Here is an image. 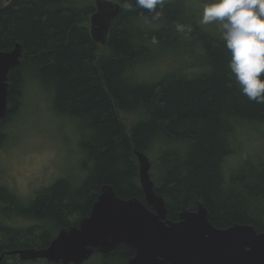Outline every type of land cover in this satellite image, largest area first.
Instances as JSON below:
<instances>
[{"label":"trees","instance_id":"obj_1","mask_svg":"<svg viewBox=\"0 0 264 264\" xmlns=\"http://www.w3.org/2000/svg\"><path fill=\"white\" fill-rule=\"evenodd\" d=\"M113 1L121 10L102 46L89 33L94 0H0V49L15 43L22 47L21 62L8 77L0 142L1 124L17 110L23 85L33 78L52 92L56 110L83 116L92 134L80 139V150L95 163L79 184L69 188L62 179L65 184L57 181L42 189L29 204L0 187V213L10 217L14 209L18 219L30 222L20 227L0 220V254L45 247L60 228L88 214L104 183L120 197L144 201L134 149L148 156L154 190L165 199L170 219L200 201L217 227H264L263 175L250 167L233 173L236 165H226L244 124L264 122V104L242 94L220 32L201 24L199 11L196 14L188 0H165L162 8L157 6L162 13L158 20L135 0ZM125 2L133 10H126ZM177 24L190 26L191 32H178ZM153 37L162 50L183 48L185 71L179 73L177 67L172 75L146 82L151 78L141 75L154 66L148 62ZM254 203L260 207L257 215L250 209ZM131 255L133 250L122 243L94 256L107 264ZM18 258L5 255L1 264H62Z\"/></svg>","mask_w":264,"mask_h":264},{"label":"water","instance_id":"obj_2","mask_svg":"<svg viewBox=\"0 0 264 264\" xmlns=\"http://www.w3.org/2000/svg\"><path fill=\"white\" fill-rule=\"evenodd\" d=\"M94 5L89 33L105 46L121 5L113 0H94ZM21 53L19 43L10 51L0 50V119L8 108V75ZM134 153L145 202L137 197L122 198L112 185L104 183L89 214L80 217L76 225L61 228L47 246L5 253L17 254L21 260L44 258L81 264L95 249L107 253L123 243L134 252L127 264H264V230L257 232L252 224L217 227L200 201L194 209L179 212L177 220L170 219L165 199L154 190L148 156L137 149Z\"/></svg>","mask_w":264,"mask_h":264},{"label":"rangeland","instance_id":"obj_3","mask_svg":"<svg viewBox=\"0 0 264 264\" xmlns=\"http://www.w3.org/2000/svg\"><path fill=\"white\" fill-rule=\"evenodd\" d=\"M188 1L195 12L199 11V14L197 12L196 14L201 18L203 6L209 0ZM207 26L221 34L218 23ZM195 46L198 47L197 42ZM170 51L172 50H162L156 44L153 46L154 53L148 62L154 66L152 65L147 74L141 75L151 78L146 79V82L172 75L177 67L181 68L179 73L185 71L183 64L185 57L183 52L181 53L183 48H174L173 52ZM156 60L158 62L155 64ZM175 61L180 65H174ZM32 79L28 78L23 85L17 110L1 124L4 135L0 142V187H5L8 192L27 204L35 200L42 189L55 182L63 181L65 184L62 179L69 183V188L74 187L89 174L95 164L93 158L80 150V139L92 134L90 126L84 125L83 116L71 114L64 109L56 110L52 92ZM125 119L127 122L131 121L132 115ZM242 128L241 135L238 134L236 151L228 156L226 165L228 167L231 165V168L236 165L238 171L233 173H241L240 169L246 170L250 167L264 177V122L246 123ZM83 161L86 163L83 164ZM8 197V194H3V200H8ZM259 208L257 204H252L250 209L253 215H257ZM8 210L11 211L10 208ZM13 211L14 209L10 217H7L8 212H2L5 216L0 213V220L7 225L20 227L30 223L18 219ZM118 260L107 264H123L125 261ZM87 264L103 263L97 256H92Z\"/></svg>","mask_w":264,"mask_h":264},{"label":"clouds","instance_id":"obj_4","mask_svg":"<svg viewBox=\"0 0 264 264\" xmlns=\"http://www.w3.org/2000/svg\"><path fill=\"white\" fill-rule=\"evenodd\" d=\"M165 0H135V5L153 13L158 20ZM126 10H133L125 2ZM200 23H218L221 38L230 52L228 67L243 95L257 104H264V0H209L202 10ZM176 30L191 32V27L177 24ZM152 43H157L155 37Z\"/></svg>","mask_w":264,"mask_h":264},{"label":"flooded vegetation","instance_id":"obj_5","mask_svg":"<svg viewBox=\"0 0 264 264\" xmlns=\"http://www.w3.org/2000/svg\"><path fill=\"white\" fill-rule=\"evenodd\" d=\"M14 45H15V44H14ZM14 45H13V47H14ZM13 47L10 48V49H8V50H3V51H10V50L13 49ZM0 50H2V49H0ZM21 58H22V53H21V56L19 57V63L21 62ZM19 63H18V64H19ZM9 73H10V72H9ZM8 77H9V75H8ZM8 83H9V81H8ZM8 94H9V85H8ZM8 103H9V97H8V95H7V106H8ZM3 118H4V117H3ZM3 118H2V119H3ZM2 119H0V121H1ZM107 184H108V183H107ZM115 193H116V192H115ZM116 194H117V193H116ZM122 198H123V197H122ZM129 198H130V197H129ZM144 202H145V200H144ZM89 211H90V210H89ZM88 214H89V212H88ZM88 214H87V215H88ZM84 216H85V215H84ZM81 217H82V216H81ZM79 218H80V217H79ZM176 220H177V219H176ZM77 222H78V221H77ZM76 224H77V223H76ZM76 224H75V225H76ZM73 225H74V224H73ZM70 226H72V225H70ZM60 229H61V228H60ZM60 229H59V230H60ZM59 230H58V231H59ZM256 230H257V229H256ZM263 230H264V227H263L262 229H260V230H257V232H261V231H263ZM56 234H57V233H56ZM51 240H52V239H51ZM49 242H50V241H49ZM48 244H49V243H48ZM48 244H47V245H48ZM47 245H46V246H47ZM25 248H27V247H25ZM36 248H41V247H36ZM115 248H116V247H115ZM115 248H114V249H115ZM20 249H21V248H20ZM114 249H113V250H114ZM13 250H15V249H13ZM113 250H111L110 252H112ZM5 252H7V250H5ZM5 252H3V254H4L3 257H4L5 255H12V254H9V253L7 254V253H5ZM110 252H107V253H110ZM107 253H102L101 251L95 249L94 252L90 255V257H89L87 260L83 261L81 264H85V263L87 264V262L90 260V258H92V256H94V255H96V254H107ZM133 254H134V252H133ZM14 255H16V254H14ZM131 256H132V255H131ZM3 257H2V259H3ZM129 257H130V256H129ZM129 257H128V258H129ZM128 258L124 261L123 264H127V260H128ZM37 259H39V258H36V259H30V260H37ZM42 259H44V258H42ZM1 261H2V260H1ZM1 261H0V264H1ZM58 262H61V261H58ZM61 263H62V262H61ZM62 264H63V263H62ZM68 264H71V263H68Z\"/></svg>","mask_w":264,"mask_h":264},{"label":"bare ground","instance_id":"obj_6","mask_svg":"<svg viewBox=\"0 0 264 264\" xmlns=\"http://www.w3.org/2000/svg\"><path fill=\"white\" fill-rule=\"evenodd\" d=\"M20 249V248H19ZM19 259V258H18ZM23 261V260H22Z\"/></svg>","mask_w":264,"mask_h":264}]
</instances>
